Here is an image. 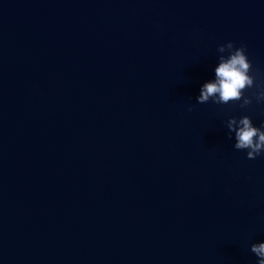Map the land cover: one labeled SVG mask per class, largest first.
I'll return each instance as SVG.
<instances>
[{
    "label": "water",
    "instance_id": "obj_1",
    "mask_svg": "<svg viewBox=\"0 0 264 264\" xmlns=\"http://www.w3.org/2000/svg\"><path fill=\"white\" fill-rule=\"evenodd\" d=\"M227 42L264 85V0H0V264H256L264 101L196 100Z\"/></svg>",
    "mask_w": 264,
    "mask_h": 264
},
{
    "label": "clouds",
    "instance_id": "obj_2",
    "mask_svg": "<svg viewBox=\"0 0 264 264\" xmlns=\"http://www.w3.org/2000/svg\"><path fill=\"white\" fill-rule=\"evenodd\" d=\"M217 52L220 55L214 68V79L205 82L201 88L197 103L205 104L212 101L215 104H228L241 102L240 107L246 108L252 103V98L257 102L264 101V85L255 83L252 63L246 55L244 45L234 47L232 42L219 45ZM256 87L251 95L245 96L248 89ZM191 108H189V111ZM229 133H234L236 150H246L247 159H255L264 152V122L259 127L253 126L248 116H242L238 120L231 117L226 121ZM233 137L229 136V139ZM250 251L257 257L256 264H264V242L253 243Z\"/></svg>",
    "mask_w": 264,
    "mask_h": 264
}]
</instances>
